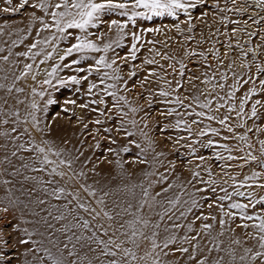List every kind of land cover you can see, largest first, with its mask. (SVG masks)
<instances>
[{"label": "rangeland", "instance_id": "374dc122", "mask_svg": "<svg viewBox=\"0 0 264 264\" xmlns=\"http://www.w3.org/2000/svg\"><path fill=\"white\" fill-rule=\"evenodd\" d=\"M52 2L55 3L56 0H52ZM193 2H196V0H193ZM36 3L37 0H29L25 8L19 12H13L11 9L19 4V0H12L11 4L6 3V0H0V49H2L0 57L8 56L7 61L0 59V84L4 85L3 88H0V132L8 133L7 136H0V167H5L9 171V166L11 165L6 163L7 160L5 158L8 154L11 155L15 151L16 155H12V161L16 166L13 168L11 172L13 174L11 175H15L13 179L16 180L15 184L13 180V184L18 192V199L20 200L18 203L22 202L23 205L25 202L21 208L16 209L17 215L20 214V209L24 212L20 211L21 214H25V212L26 214L36 213L35 208L42 210L41 206L43 205V208L45 207L47 211L49 210L47 213H55L57 210L56 214L53 213L56 216L49 213L50 216L54 217L50 220L55 222L58 211L59 213L66 212L67 214L64 213V215L67 218L66 220L56 219L58 221H56V228L48 229L47 224L44 226L46 222L44 224L43 222L51 217L45 218V214H47L45 209L43 210L44 212L42 211L45 215H43L44 221L41 223L40 218L42 219V217L39 216L40 218H37L38 221L34 220L28 227L23 220L24 218H21L24 216L16 215L13 229L14 236L17 235L13 237L18 241L13 240L10 233L7 232L11 227L10 224L8 225L10 222L7 218L1 219L4 227L2 235H4L0 234V239H2L0 241V264H7V260L3 259L4 257L10 258L11 264H19L23 260L24 263L22 262L21 264H25L28 261L27 264L30 262L31 264H35V262L40 264V258L45 256L44 251H42L44 248H53L52 250L55 252L56 248L53 247L50 241H56V239L61 242V244L59 242L58 246L60 245L61 247L63 245L62 241L65 239L66 242H71V244H67L72 247L75 243L74 238L72 241L66 240L65 237L68 235L63 231L65 236L61 239L63 234H60L62 231L58 232V229L70 221L75 223L76 221L73 217L87 219L90 222V232H88L89 229L81 231L80 229H74L73 231L77 234L81 232L84 235H90L91 231H96L101 238L106 240L108 236H112L119 223L125 220L124 218L129 217L127 216L128 214H123L122 209L127 207L128 203H132L133 200L139 205V199L140 202L141 200L143 201V208L146 211L142 210L143 213L145 212L143 216L150 221H157H155L156 224L152 222L149 224L150 226L152 224L151 228H153L150 231H155L159 234L157 235L159 242L156 241L158 245H161V248L155 250L156 253H159L161 259H158L159 264H165L163 263L164 261L166 263H171L172 261V264H178L179 262L181 264L183 261L185 263L183 262L182 264H197L198 260L205 257H207V264H212L214 259L221 256L224 257L225 264H227L231 257L227 251L217 252L215 250L212 237L216 238V242H219L223 249H234L237 254L236 264H239L238 257L243 254L245 247H251L254 250L258 247L257 242L251 239V235L256 233V230L251 225L257 223V221L240 219V210L229 209L228 205L230 203L247 204L249 207L246 211L249 215L258 214L264 216V202H262L264 187H260V185H264V169L260 167V162L264 161V155L261 154V144L259 143L264 141V85L260 83L261 80H264V74L257 72V65L264 68V5L259 4L257 0H235V2L233 0H200V2H196L194 8L188 10L187 14L181 11L175 17L167 15L153 16L151 19L136 17L135 24L128 22L126 16H120L115 12H105L101 14V22L98 23L97 27L88 28L87 32L93 34L89 35L88 39L93 40L101 48H103L104 43H110L116 39L115 29L112 31L108 30V23L115 19L122 23L127 22L126 35L120 41L121 46L116 47L113 44L112 49L107 53L103 51L87 53V59H81V56L84 55L83 53L74 52L71 56L61 61L59 56L63 54V50L76 42L74 36L87 35V33H80L77 29L68 30L73 35L66 36L56 42V51L53 52L50 59L45 60L44 57L48 52L52 51L51 44L38 45L36 49H33L32 52H41L34 59L32 58V53L24 56L23 53L28 52L32 43L53 35L55 31L54 29L41 30L40 20L33 19V16H35L43 19L45 23H52L49 14L32 7ZM5 7L10 10L5 12L3 10ZM136 11L143 12L144 9H136ZM148 28L159 29V31H144ZM37 31H40L39 36H37ZM134 32L140 36V40L137 42L136 59L133 60L129 50L133 43L132 33ZM101 33L104 34L103 38L97 39ZM186 53H189V55H186ZM101 55L105 56L108 62L115 59L116 63L111 69L101 68L99 72L93 71L89 74L87 71L89 65H94L95 60L99 59ZM165 56L168 58L166 59ZM73 60H78L79 63L73 64ZM146 60L153 61V63H146ZM181 63L184 65L182 75ZM25 64H32V69L26 76L15 80V77L20 76L24 71ZM65 64H68L69 67H64ZM56 65H59L57 73L51 77L48 76L53 66ZM43 66L48 68L44 70ZM77 69H84V71H77ZM114 70H118L115 74L121 77L120 80L105 79L104 83L100 82L104 73H108L111 76L114 74ZM130 73H134V75L130 76ZM33 75L36 77L35 80L32 78ZM72 76H75L80 83H73L69 79ZM84 76H87L88 79L84 80ZM45 79L51 82L45 84L43 83ZM90 83L97 84V88L93 89L91 93L88 91ZM113 83L116 85L115 89H108V91H114L116 93L115 97L106 95L103 90L107 84ZM221 84L224 85L223 88L220 87ZM9 86L13 89L11 93L7 91ZM16 88H21L22 91L16 92ZM33 89H35V92H33ZM249 89H254L251 96H247ZM161 92H167L168 95L163 96L160 94ZM40 93H43V95H40ZM120 96H123L127 103L118 101ZM195 98H198L199 103H197ZM242 98H246L243 112L240 111ZM101 99H103L104 103H100ZM178 100L181 103H177ZM17 101L21 103H17ZM49 101L52 102L49 103ZM71 101H74V103H71ZM208 101H211L208 107H200L201 104H207ZM256 101H260V103L256 104ZM33 102L37 105V110L35 111L36 127H33V121L29 115L33 111L31 109ZM253 104H256L257 117H251ZM81 105H86V107H81ZM220 105H223V107H220ZM131 109H136V111L133 112ZM169 112H171V115H169ZM200 112L205 113V115H197ZM208 116H213L214 119L209 120ZM225 117H227L225 124H220L219 121L224 120ZM5 120L8 123H3ZM97 121H100V123H97ZM131 121H135V126H133ZM13 128L16 129L15 132L12 131ZM30 128L35 130V135H37L38 139ZM38 129L42 131H38ZM212 129H215V132L211 131ZM228 129H231V131ZM257 129L260 130L257 131ZM201 132L204 135H201ZM128 133H132V135H128ZM60 134L61 136H59ZM43 136L44 139L42 138ZM58 136L59 138H57ZM242 136L246 137V139H240ZM45 138L47 141L54 140V143L50 141L54 151L62 148L63 151L61 153L68 150L67 152L69 153L70 151L69 154L73 155L74 159L77 158L78 161L76 160V162H74L75 160L72 161L73 158L70 160L74 164L71 163L73 167L68 169L69 166L67 167V164L65 167L68 170L64 168L67 176L70 174L73 182L77 183L75 185V187L77 186L76 188L72 182L71 185L73 187L67 182L68 177L66 176L65 178L50 176L51 166L48 168V166L40 165L36 160L37 153L24 151L19 148V145L31 148L33 142L40 144L41 140L44 141ZM56 140L58 146L63 144L64 147V145L66 146L71 142L74 145L72 143L67 145L69 146L68 149L64 147L66 150L63 147L56 146L54 148ZM209 141L213 142L212 145L206 146ZM222 145H226L227 149L221 147ZM125 147L128 148L127 152L123 151ZM69 148L72 149L69 150ZM11 149L13 150L11 151ZM67 152L62 153L63 155L61 154V156L70 159V155H68L70 157L66 156ZM65 153L67 154L65 155ZM249 153L257 159L255 161L250 160ZM74 154L78 156L76 157ZM217 154L223 159L218 158ZM229 156L235 157V159H228ZM200 157L204 159L201 160L199 159ZM49 158L57 160L59 157L56 159L55 155L50 154ZM24 164H28L29 167L23 169ZM37 166L43 167L44 170L31 171ZM72 168H76L79 172ZM8 171L7 173H10ZM253 172L261 173V175L255 181L251 179L245 180V177H250ZM72 173L75 176L76 174L78 175L76 176L78 177V182L75 179L76 177L73 178L74 175ZM148 173L151 175H146ZM193 173H198V175H193ZM30 175H33L35 179H32L33 177ZM26 176L28 179H25ZM52 176L58 179L54 178L55 183L50 185L47 180H53ZM79 176L84 178L80 179ZM96 176L100 178L97 179ZM48 177L51 178L47 179ZM161 177L164 179H161ZM120 179L124 180L128 186L123 184ZM82 180L83 182H81ZM96 181H98V184L94 185ZM212 181H215V183H212ZM103 184H109L112 187L109 185L104 186ZM60 185L61 187L64 186L66 191L57 199L51 195V190L55 186L60 187ZM98 185H101L103 192L98 189ZM170 185L171 187H169ZM68 186H71L70 190ZM117 186L118 188H116ZM5 187L7 188L6 183ZM30 188L34 189H32L33 192L37 190L38 193L34 192L33 195ZM40 188L42 189L40 190ZM45 188L47 191H45ZM105 188H107V191ZM142 188L148 189V198L143 196ZM20 189H24L23 194ZM26 189L29 190V193H32L29 198H27L29 193ZM86 189L99 193L96 192L95 196H90ZM113 189L117 190L113 191ZM164 189L168 190L165 192L163 191ZM124 191H126L125 193L128 191L130 198L127 193L128 199H126L127 195L123 194ZM237 191L243 192L245 195H230L229 199H219V197L225 196L226 193L232 194ZM68 192L78 193L81 202L90 205L91 208L97 211L100 208L97 200L103 199L104 204H106L103 205L105 211L107 210L111 213L110 215L114 216L115 219L107 221L101 216L97 220H92V216L88 212L77 208L76 201L66 194ZM105 192L107 195H105ZM157 193H160V195H157ZM249 193H251V196L248 195ZM19 194L21 195L20 197ZM38 194L40 196L42 194L41 197L45 200L40 196L38 197ZM31 195H33L32 199L30 198ZM63 196L68 197L62 199L64 198ZM121 196L126 201L133 200H131L132 202L127 201V203L124 199L123 201L121 200ZM7 197L6 195L2 196L3 204L1 207L2 209L10 210V204L6 202ZM177 197H179L178 200ZM40 198L45 203L41 206L40 204L36 206L39 200L41 201ZM68 198L69 201L71 199V204L68 203ZM33 199L39 200L37 202V200ZM55 199L57 200L55 201ZM110 199L112 201H108ZM193 200L196 201L195 206L192 205ZM29 201L32 203V207ZM169 201H174L175 203L169 204ZM51 202L53 205H51ZM4 203H7L6 207ZM114 203L118 206H115ZM119 203L126 206H120ZM28 204L29 206L25 207ZM49 204L54 208H50ZM132 204L134 206V203ZM210 204L212 205L211 207H209ZM66 205L72 209L71 214L64 210ZM152 205L156 206V208L159 207V209ZM221 205L224 212L235 214L232 219H229L228 216H223L226 221L223 228L219 223L223 215L220 208ZM152 208L157 211H153ZM62 209L63 211H61ZM135 209L133 208V211ZM189 209L191 210L189 211ZM120 211L122 215L117 216L116 213H121ZM202 216H207L209 219H197V217ZM211 217H216V219L212 220ZM17 219L19 221L23 220L22 225L25 228L21 225L22 222ZM130 219L132 218L129 217L126 220ZM35 222H40L42 226L40 227L38 225L40 223L36 224ZM59 222H64V224ZM205 223L212 225L209 230L210 236L201 227ZM244 223H247L249 227H238V225ZM99 224H103L105 227L111 224L107 236L102 234L98 227ZM153 224L159 225L158 229L161 227V231L159 229V232L156 227H153ZM36 227L37 229L39 228L38 231L41 229L40 233L35 229ZM20 228H24V230H20ZM54 229L55 231L51 232ZM166 229L167 231H165ZM43 230L48 235L50 234V239L46 237L48 235ZM28 232H33L32 237L34 238H36L34 234H40L37 236H41L42 239L37 237L38 243L36 239L30 238L31 235L29 236ZM56 232L61 236L53 234ZM148 232L149 230L146 235H148ZM221 232L224 234L220 235ZM169 236L175 237L173 243L166 249L162 248L161 240L165 241ZM194 236L196 237L195 240L192 239ZM234 239L239 240L240 244H232L231 242ZM19 240H26L28 244H21ZM42 241L43 243H41ZM44 243L45 245H42ZM194 244L197 245L194 254L195 258L189 259L190 256H193ZM69 245L68 247L71 248ZM77 246L79 247V245ZM77 246V252L84 254L83 251L85 252L86 250H80V247L78 248ZM126 246L130 247L131 245ZM42 247L44 248L42 249ZM62 247L61 249H63ZM181 247L187 248L188 252L181 253L176 251V249ZM37 248L42 250L37 251ZM209 248L213 249V251L209 252ZM27 250H29L28 253H35H32V255L37 258H34L29 253L33 260L27 254L29 259L26 255ZM151 250L150 242L143 240L137 254L144 255L145 251ZM24 251L26 256L23 259L22 256L24 254L22 252ZM65 252L67 253V250L64 251V254ZM164 253L168 254L165 255ZM88 255L92 256L93 254L89 253ZM96 255L98 254L96 253ZM65 257H67V254ZM153 258L156 257L153 256ZM36 259L39 261L37 262ZM68 259L73 258L69 257ZM107 259L100 257L101 261H107ZM45 264H50V262L45 261ZM254 264H259V258Z\"/></svg>", "mask_w": 264, "mask_h": 264}, {"label": "snow or ice", "instance_id": "6c2138e0", "mask_svg": "<svg viewBox=\"0 0 264 264\" xmlns=\"http://www.w3.org/2000/svg\"><path fill=\"white\" fill-rule=\"evenodd\" d=\"M196 2H200V0H196ZM196 2H193V0H56L55 3L52 2V0H37V3L34 4L32 7L34 9H40L44 13L49 14L52 20L51 24L45 23L43 19L39 17L33 16V19H39L40 24L42 25L41 30H50L54 29V34L50 35L42 40H37L36 42L32 43L28 52L23 53L24 56H28L29 53H32V58L34 59L36 56H39L41 54L40 51L32 52L33 49H36L38 45H48L51 44L52 51L48 52L45 55V60L50 59L52 57L53 52L56 51V42H59L62 38H65L66 36H72L73 33L68 31L71 29H77L80 33H87V35H75V43H72L69 47H66L63 50V54L59 56V60L63 61L66 57L71 56L74 52L76 53H83L84 55L81 56V59H87V53H99V52H105L107 53L110 49H112L113 44L116 45V47H120V41L124 39L126 32L125 29L127 28V22H120L118 20H111L108 23V30L112 31L115 29L116 32V39L112 40L110 43H104L103 48L99 47L93 40L88 39L89 35H93L92 33H88L87 30L89 27H97L98 23L100 21V17L102 13L105 12H115L120 16H126L128 22H131L135 24V18L136 17H142L144 19H151L153 16H170L175 17L178 12L183 11L185 14L188 13V10L190 8H194L196 6ZM235 2V0H233ZM257 2L261 5H264V0H257ZM6 3L11 4L12 0H6ZM29 3V0H19V4L12 8L11 11L13 12H19L21 9L25 8ZM131 9V11H129ZM136 9H144L143 12H138ZM5 12H8L10 9L5 7L3 9ZM178 27V26H177ZM146 32H153V31H159V29H152L148 28L145 29ZM40 31H37V36H39ZM104 36L103 33H101L100 36L97 37V39H102ZM132 46L129 50V54L131 58L134 60L136 59V52L138 51L137 48V42L140 40V36L136 34L135 32L132 33ZM2 51V49H0ZM42 51V49H41ZM159 55V53H157ZM186 55H189V53H186ZM167 59L168 57L165 56ZM0 59H3L5 61L8 60V56L0 57ZM126 59V58H123ZM43 62V61H42ZM146 63H153V61H145ZM180 63L179 61H177ZM73 64H78V60H73ZM116 63V60L113 59L111 62H108L105 56L101 55L99 59L95 60L94 65H89L88 67V73L91 74L93 71L99 72L101 68H109L111 69L112 66ZM32 64H25L24 71L20 74V76H16L15 80L21 79V77L26 76L28 72L32 69ZM64 67H69L68 64H65ZM183 68L184 65L181 63V75L183 74ZM59 69V65L53 66L51 72L48 73V76H53L57 73ZM77 71H84V69H77ZM118 70H114V74L109 76L108 73H104L103 77L101 78V83H104L105 79H111L113 81H118L121 79V77L118 74H115ZM257 72L259 74H264V68L257 65ZM134 75V73L129 74ZM33 80H35V75H33ZM69 79L75 83L78 84L80 81L75 77H69ZM84 80H87L88 77L84 76ZM51 81L48 79H45L43 83L48 84ZM63 83V81H61ZM179 84V82H177ZM247 83V81H245ZM261 85H264V80L260 81ZM4 85L0 84V88H3ZM116 85L113 84H107L105 88L103 89L106 95H110L115 97L116 93L108 91V89H115ZM221 88L224 87L223 84L220 85ZM97 88V84L90 83L88 86L89 93L92 92L93 89ZM12 87L9 86L7 91L9 93L12 92ZM16 92H21V88H16ZM33 92H35V89H33ZM254 92V89H249L247 96H251ZM163 96H167V92H161L160 93ZM40 95H43V93H40ZM197 100V103H199L198 98H195ZM118 101H127L123 96L118 97ZM52 101H49L51 103ZM7 103V101H5ZM17 103H21L20 101H17ZM71 103H74V101H71ZM95 103V101H93ZM100 103H104L103 99L100 100ZM177 103H181L179 100ZM211 103V101H208L207 104H201L200 107H208V105ZM246 103V98H242L240 102V111L243 112V106ZM260 101H256V104H259ZM256 104H253L252 111H251V117H257V109ZM81 107H86V105H81ZM220 107H223V105H220ZM31 109L33 110L29 115L32 118L33 121V127L37 126L35 111L37 110L36 103L31 104ZM131 111L135 112L136 109H131ZM169 115H171V112H169ZM199 116H204L205 113L200 112L197 113ZM209 120L214 119L213 116L207 117ZM227 117H225L224 120H220V124H225V120ZM3 123H8L7 120L3 121ZM97 123H100V121H97ZM133 126H135V121H131ZM179 123V122H178ZM231 131V129H228ZM260 129H257L259 131ZM13 132L16 131L15 128L12 129ZM38 131H42L41 129H38ZM107 131V129H106ZM211 131L215 132V129H212ZM251 131V129H249ZM8 133L6 132H0V136H7ZM128 135H132V133H128ZM201 135H204L203 132H201ZM240 139H246V137H240ZM212 141H209L208 145L211 146ZM261 144V154L264 155V141L259 142ZM43 145V146H42ZM139 147V145H137ZM221 147H224L227 149L226 145H222ZM19 148L24 151H34L37 153L36 160L37 162L42 166H51V171L49 175L59 176L61 178L65 177L67 173L64 171H58V169L65 164H68V166H71L70 160H64V159H58V160H52L49 158L50 154L55 155L56 157L61 156V152L54 151L53 147L51 146V143L47 140L41 141L40 144H36L33 142L31 148H26L24 145H19ZM123 151L127 152L128 148H124ZM12 155L15 156L16 152L13 151ZM218 158L223 159V157L219 156ZM249 159L252 161H255L257 158L253 156L251 153L248 154ZM7 159V158H5ZM199 159L203 160V157H200ZM228 159H235V157L229 156ZM143 163V161H141ZM247 163V161H246ZM23 167L28 168V164H24ZM260 167L264 169V161L260 162ZM33 171H43V167L41 168H33ZM82 175V173H81ZM146 175H151L150 173ZM193 175H198V173H193ZM261 173L253 172L250 177H245V180H253L255 181L258 176H260ZM72 177H69L71 179ZM25 179H28L25 177ZM32 179H35L33 177ZM161 179H164L161 177ZM7 183V181H5ZM48 184H54V180L47 181ZM212 183H215V181H212ZM171 187V185L169 186ZM260 187H264V185H260ZM88 191V194L90 196H95V192L86 189ZM168 189H164L163 191H167ZM47 191V189H45ZM65 188L63 187H55L51 191V195L55 196L57 199L60 198L61 194L65 193ZM215 191V189H213ZM142 194L145 198L149 197V191L147 188H142ZM67 195L72 197V200L76 201V206L79 209H82L85 212H88L92 216V220H97L98 218H105L107 221H113L115 219L114 216L110 215L108 211L104 210V200L99 199L97 200V204L100 206L99 211H97L94 208H91L90 205H86L85 203L80 201V197L77 193L68 192ZM107 195V193H105ZM157 195H160V193H157ZM230 195H238V196H244L245 193L243 192H235L232 194L226 193L225 196L219 197L220 200L229 199ZM251 196V193L248 194ZM154 199V198H153ZM179 197H177V200ZM262 202H264V198H262ZM41 204L44 203L43 200L40 201ZM174 201H169V204H174ZM251 203V201H250ZM69 204H71V201H69ZM192 205H196V201H192ZM212 205L210 204L209 207ZM144 207V203H140L135 211H133V205L129 203L127 207L122 209V212L124 214H128L132 216V219L130 220H124L121 223H119L118 228L115 229L112 236H108V239L101 238L100 235L97 234L96 231H91L90 235H84V234H77L74 229H85L88 230L90 227V222L87 219H82L79 217H73V219L76 221L75 223L69 222L68 224L64 225L63 231L65 233L72 232V235L67 237L69 241H72L74 238L75 243L72 245L71 248L68 247V244L65 243L63 245V249H61L58 244V241H50V243L53 245V247L56 248V252L53 253L48 248H44L43 251L45 253V256L40 258V264H45V261H49L50 264H104L103 261L100 260V257H105L107 259V264H158L159 259V253H156L155 250L157 248H161V245H158L156 243V237L157 233L155 231H152L150 235H146L145 229L149 228V220L145 218L142 214H140V209ZM151 207V205H149ZM249 207L247 204H240V203H230L228 205L229 209H239L240 210V219L248 221H257V223H253L251 226L256 230V233L254 235H251V239L255 240L257 242L258 247L254 250L251 247H245L243 250V254L239 255L238 262L239 264H254L259 258V264H264V216L258 215V214H252L249 215L246 211V209ZM221 212H222V218L219 220V223L221 227L225 225L226 221L223 219V216H228L229 219H232L234 217V213L232 212H224L223 206H220ZM65 210L68 212V214H71L72 209L69 208L67 205L65 206ZM191 209H189L190 211ZM0 211H7V209H0ZM117 216L121 215V213H116ZM183 215V213H181ZM57 220L66 219L64 213H61L59 216L55 217ZM197 219H204L207 220L209 217L202 216L197 217ZM212 220H215L216 217H211ZM51 227V225H49ZM100 231L104 236L108 235V230L111 228V224L108 225V227H105L103 224L98 225ZM153 227L158 228L159 225H154ZM202 229L205 230V232L210 236L209 230L212 228L211 224H203ZM238 227L248 228L249 225L247 223H244L242 225H238ZM189 230H191L189 228ZM167 231V229L165 230ZM224 233L221 232L220 235H223ZM31 233H29V236ZM122 237V238H121ZM175 237L169 236L165 239L163 242L162 248H168L171 243H173ZM193 240L196 239V237H192ZM143 240H148L151 244V251H145L144 255H138V250L141 247V243ZM212 240L215 244V250L217 252L221 251H227L228 255L231 257V259L227 262V264H236L237 261V254L234 249H223L221 247V244L219 242H216V238L212 237ZM21 244H28V241L21 240ZM232 244H240V241L237 239L232 240ZM79 245L81 250H86L84 254H80V252H77L76 246ZM95 245V247H93ZM126 245H131L130 247ZM197 248V245H193V256H190L189 259H194L195 256V250ZM40 249H37L39 251ZM64 250H67V257L64 255ZM176 251H179L181 253H187V248H178ZM209 252L213 251V249L209 248ZM92 253L93 255L90 257L88 254ZM98 253V255H96ZM167 255L168 253H164ZM155 256L156 258H153ZM68 257H72L73 259L69 260ZM3 259L7 260V264H11V259L4 257ZM197 264H207V257L204 259L198 260ZM212 264H225V259L223 256L218 257L212 261Z\"/></svg>", "mask_w": 264, "mask_h": 264}, {"label": "bare ground", "instance_id": "6f19581e", "mask_svg": "<svg viewBox=\"0 0 264 264\" xmlns=\"http://www.w3.org/2000/svg\"><path fill=\"white\" fill-rule=\"evenodd\" d=\"M12 44H13V43H12ZM7 53H8V52H7ZM43 68H44V70H46L48 67H47V66H43ZM12 81H13V80H12ZM30 130H31V128H30ZM31 131L34 132V136L36 137L37 135H35V134H36V133H35V130H31ZM59 132H60V131H59ZM12 133H13V132H12ZM60 133H61V132H60ZM37 134H38V133H37ZM41 135H42V134H41ZM48 135H49V134H48ZM56 135H57V134H56ZM56 135H54V136H56ZM45 136H46V135H45ZM50 136H51V135H50ZM54 136H53V137H54ZM59 136H61V134H60ZM59 136H58L57 138H59ZM47 137H48V136H47ZM36 138H37V137H36ZM42 138L44 139V136H43ZM69 138H70V137H69ZM69 138H68V139H69ZM37 139H38V138H37ZM37 139H36V140H37ZM39 139H41V138H39ZM47 139H48V138H47ZM75 139H76V138H75ZM14 140H15V139H14ZM45 140H46V138H45ZM48 140H50V139H48ZM52 140H53V139H52ZM52 140H50V141H51L52 143H54V140H53V141H52ZM1 141H2V140H1ZM5 141H6V140H5ZM41 141H42V140H41ZM50 141H49V142H50ZM74 141H75V140H74V138H73V142H74ZM56 142H57V140H56ZM56 142H55V144H54V146H55L54 148H56V146H57V147H60V148L63 147V144L61 145L60 141H59V143H60L61 146H58V142H57V144H56ZM61 142H62V141H61ZM68 142H69V141H68ZM70 142H71V141H70ZM2 143H3V142H2ZM2 143H1V144H2ZM36 143H38V142H36ZM65 143H67V142H65ZM71 143H72V142H71ZM71 143H69V144L71 145ZM69 144H67V145H69ZM72 144L74 145V143H72ZM75 144H76V143H75ZM8 145H9V144H8ZM13 145H14V143H13ZM67 145H66V146L64 145V147H67V149H68L69 146H67ZM9 146H10V145H9ZM51 146H52V145H51ZM52 147H53V146H52ZM64 147H63V148H64ZM73 148H75V147H73ZM13 149H15V148L13 147ZM13 149H11V151H12ZM58 149H59V148H58ZM58 149H57V150H58ZM64 149H65V148H64ZM71 149H72V148H69V150H71ZM4 150H5V149H4ZM65 150H66V149H65ZM73 150H74V149H73ZM58 151L61 152V151H63V150H62V148H61V149L58 150ZM67 151H68V150H66V151H64V152H67ZM1 152H2V151H1ZM9 152H10V149H9ZM64 152H62V153H64ZM72 152H73V151H72ZM62 153H61V154H62ZM67 153H68V152H67ZM67 153H65V155H66ZM69 153H70V151H69ZM69 153L66 155L67 157H70V156H71ZM77 153H78V152H77ZM3 154H5V153H3ZM17 154H18V153H17ZM62 155H63V154H62ZM68 155H70V156H68ZM74 156H76V155L74 154ZM77 156H78V155H77ZM77 156H76V157H77ZM55 157H56V156H55ZM6 158H7V159H6L7 162H6V160H5V162H6V163H9V165H11V166H9L11 169L9 168L10 173H7L8 170H7L5 167H4V168H3L2 166L0 167V209H2L1 206H2V204H3V202H2V196H3V195L8 196L6 202L10 204V207H11V208H10V210H7L6 212H4V211H0V232H1L0 234L2 235V231H3V229H4V227H3V221H2L1 219L7 218V220L10 222V223H8V225L10 224V226H11L10 229H9L7 232H9V233H10V236L13 238V240H15L14 237H15L17 234L14 236V229H13V227H14V224H15V221H16V215H17V214H16V211H17L16 209L21 208V207L25 204V202H24L23 205H22V202H21V203H20V202L18 203V201H20V200L18 199V192H17L16 187H15V185H14L16 179H13V178H14L13 176H15V175H13V176L11 175V174H13V173H11V172L13 171V168H15V166H16L15 164H13V161H12V158H13V157H12V154H11V155L8 154V155L6 156ZM14 158H15V157H14ZM21 158H22V157H21ZM27 158H29V157H27ZM72 158H73V159H72ZM3 159H4V158H3ZM17 159H18V158H17ZM53 159H54V158H53ZM56 159H57V157H56ZM58 159H64V160H66L67 158L64 157V156H60ZM58 159H57V160H58ZM71 159H72V161L75 160L74 162H76V160H77V158L74 159L73 155L70 157V159H67V160H71ZM1 160H2V158H1ZM21 160H22V159H21ZM31 160H32V159H31ZM67 160H66V161H67ZM17 161H18V160H17ZM19 161H20V160H19ZM23 161H24V160H23ZM77 161H78V160H77ZM5 162H4V163H5ZM20 162L23 163L22 161H20ZM24 163H25V162H24ZM27 163H29V162H27ZM35 163H36V162H35ZM71 163L73 164V162H71ZM19 164H20V163H19ZM19 164H18V168H19ZM4 165H5V164H4ZM13 165H14V167H13ZM36 165H37V164H36ZM66 165H67V164L62 165V166L59 168V171H64V172H65L66 170H64V168H66V167H65ZM73 165H74V164H73ZM77 165H78V164H77ZM30 166H31V165H30ZM75 166H76V164H75ZM75 166H74V167H75ZM21 167H22V166H21ZM46 167H47V166H46ZM67 167H68V165H67ZM71 167H73V166L68 167V169L71 168ZM24 168H25V167H23V169H24ZM30 168H31V167H30ZM34 168H35V167H34ZM36 168H40V167L37 166ZM48 168H49V166H48ZM48 168H47V169H48ZM76 168H77V167H76ZM76 168H72V169L75 170ZM47 169H45V170H47ZM50 169H51V168H50ZM66 169H67V168H66ZM68 169H67V170H68ZM72 169H71V170H72ZM29 170H30V169H29ZM48 170H49V169H48ZM9 171H8V172H9ZM17 171H18V170H17ZM31 171H33V170H31ZM76 171H77V169H76ZM29 172H30V171H29ZM34 172H35V171H34ZM45 172H46V171H45ZM68 172H69V171H68ZM71 172H75V171H71ZM71 172H70V173H71ZM77 172H79V171H77ZM25 173H28V172H25ZM32 173H33V172H32ZM47 173H48V171H47ZM65 173H67V172H65ZM21 174H22V173H21ZM21 174H19V175H21ZM23 174H24V173H23ZM72 174L74 175L73 178L76 177V176H78L77 174H76V176H75L74 173H72ZM72 174H71V175H72ZM80 174H81V173H80ZM106 174H108V173H106ZM106 174H104V175H106ZM35 175H36V174H35ZM45 175H46V173H45ZM68 175H69V176L66 175V177H68V178H67V180H68L67 182H69L70 185L73 183V184H74V187H75V185H77V183H76L75 181L73 182V179H71V181H69V180H70V179H69L70 174H68ZM30 176L33 177V175H30ZM30 176H29V177H30ZM42 176H43V175H42ZM50 176H51V175H50ZM80 176H81V175H80ZM80 176H79V177H80ZM83 176H84V175H83ZM83 176L80 177V179H81V178H84ZM98 176H100V175H98ZM101 176H102V174H101ZM108 176H109V174H108ZM16 177H17V176H16ZM19 177H20V176H19ZM23 177H24V176H23ZM23 177H22V178H23ZM26 177H27V176H26ZM96 177H97V176H96ZM104 177H105V176H104ZM109 177H111V176H109ZM3 178H4V179H3ZM39 178H40V176H39ZM39 178H38V179H39ZM50 178H51V177H48L47 179H50ZM52 178H53V180H54V178H55V179H58V178L53 177V176H52ZM63 178H65V177H63ZM77 178H78V177L75 178L76 181H77ZM89 178H91V177H89ZM93 178H94V176H93ZM98 178H100V177H97V179H98ZM114 178H115V177H114ZM114 178H113V179H114ZM116 178H117V177H116ZM23 179H24V178H23ZM47 179H46V180H47ZM13 180H14V184H13ZM17 180H18V179H17ZM19 180H20V179H19ZM64 180H65V179H64ZM64 180H63V181H64ZM103 180H104V178H103ZM107 180H109V179H107ZM107 180H106V181H107ZM110 180H112V179H110ZM120 180L123 182V184L126 183V182H124V180H122V179H120ZM5 181H7V183H6L7 188L5 187ZM20 181H21V180H20ZM23 181L26 182L25 180H23ZM29 181H30V180H29ZM47 181H48V180H47ZM17 182H18V181H17ZM31 182H32V181H31ZM36 182H40V181H36ZM56 182H58V181H56ZM71 182H72V183H71ZM77 182H78V181H77ZM81 182H83V180H82ZM94 182H95V181H94ZM113 182H114V181H113ZM29 183H30V182H29ZM59 183H60V182H59ZM103 183H105V182H103ZM116 183H117V179H116ZM21 184H22V183H21ZM30 184H32V183H30ZM39 184H40V183H39ZM65 184H68V183H65ZM92 184H93V183H92ZM97 184H98V181H96V183H95L94 185H97ZM109 184H110V183H109ZM109 184H105V185L108 186ZM114 184H115V183H114ZM118 184H119V182H118ZM120 184H121V183H120ZM57 185H58V184H57ZM87 185H88V184H87ZM101 185H102V184H101ZM101 185H98V189H99L100 191H102V187H100ZM103 185H104V184H103ZM105 185H104V186H105ZM115 185H117V184H115ZM121 185H122V184H121ZM125 185H127V184H125ZM38 186H39V185H38ZM38 186H37V187H38ZM45 186H46V183H45ZM45 186H44V187H45ZM71 186L73 187V185H71ZM71 186H68V187H69V188H68L69 190L71 189V188H70ZM104 186H103V187H104ZM109 186H110V185H109ZM127 186H128V185H127ZM32 187H33V186H32ZM37 187H36V188H37ZM55 187H56V186H55ZM57 187H58V186H57ZM60 187H61V185H60ZM62 187L64 188V186H62ZM76 187H77V186H76ZM76 187H75V188H76ZM110 187H112V186H110ZM110 187H109V188H110ZM125 187H126V186H125ZM21 188H22V187H21ZM33 188H34V187H33ZM33 188H32V189H33ZM75 188H74V190H75ZM90 188L92 189V187H90ZM116 188H118V186H117ZM122 188H123V187H122ZM130 188H131V187H130ZM4 189H5V190H4ZM32 189L30 188V191H31ZM37 189H38V188H37ZM41 189H42V188H40V190H41ZM45 189H46V188H45ZM106 189H107V188H105V190H106ZM110 189H112V188H110ZM120 189H121V188H120ZM20 190H22V189H20ZM33 190H34V189H33ZM33 190H32V192H33ZM77 190H78V189H77ZM94 190H95V189H94ZM96 190H97V188H96ZM114 190H115V189H113V191H114ZM116 190H117V189H116ZM116 190H115V191H116ZM118 190H119V189H118ZM122 190H123V189H122ZM23 191H24V189L22 190V194H23ZM26 191L28 192L29 190L26 189ZM42 191H44V190H42ZM48 191H49V190H48ZM51 191H52V190H51ZM71 191H72V190H71ZM75 191H76V190H75ZM97 191H98V190H97ZM97 191H96V192H97ZM106 191H107V190H106ZM109 191H110V190H109ZM137 191H138V190H137ZM140 191H141V190H140ZM27 192H26V194L28 195L29 192H28V193H27ZM34 192H37V193H38L37 190L34 191ZM34 192H33V195H34ZM96 192H95V193H96ZM102 192H103V191H102ZM111 192H112V191H111ZM125 192H126V191H124L123 194H124ZM131 192L133 193L132 190H131ZM138 192H139V191H138ZM37 193H36V194H37ZM39 193H41V192H39ZM44 193H46V192L44 191ZM97 193H99V192H97ZM105 193H106V192H105ZM108 193H109V192H108ZM127 193H128V191H127ZM127 193H125V194L127 195ZM132 193H131V195H132ZM30 194H32V193L30 192L27 198H29ZM47 194H48V193H47ZM66 194H67V193H66ZM77 194H78V193H77ZM114 194H115V193H114ZM118 194H119V193H118ZM123 194H122V196H124V197L126 198V196L123 195ZM33 195H31V197H30L31 199H32V196H33ZM49 195H50V193H49ZM98 195H99V194H98ZM120 195H121V194H120ZM128 195H129V193H128ZM128 195H127V198H126V199H128ZM138 195H139V194H137V196H138ZM20 196H21V195L19 194V197H20ZM25 196H26V195L24 194V198H25ZM36 196H37V195H36ZM39 196H40V194H38V197H39ZM41 196H42V194H41ZM41 196H40V197H41ZM50 196H51V195H50ZM103 196H104V195H103ZM108 196H109V194H108ZM115 196H116V195H115ZM117 196H118V195H117ZM122 196H121V198H122ZM46 197H47V196H46ZM61 197H62V196H61ZM63 197H64V198H62V199H65L66 196H63ZM67 197H68V196H67ZM67 197H66V198H67ZM112 197H114V196H112ZM118 197H119V196H118ZM138 197H140V196H138ZM141 197H142V196H141ZM33 198H34V197H33ZM36 198H37V197H36ZM41 198H42V197H41ZM41 198H40V199H41ZM48 198H49V197H48ZM48 198H47V199H48ZM54 198H56V197H54ZM70 198H71V197H70ZM103 198H104V197H103ZM129 198H130V195H129ZM20 199H21V198H20ZM25 199H26V198H25ZM31 199H30V200H31ZM42 199H44V198H42ZM42 199H41V200H42ZM111 199H112V198H111ZM111 199L108 200V201H112V200H113V199H112V200H111ZM114 199H115V198H114ZM123 199H124V198H122L121 200L123 201ZM126 199H124V201H126ZM22 200H23V199H22ZM27 200H29V199H27ZM27 200H25V201L27 202ZM33 200H37V199H33ZM33 200H32V203H33ZM38 200H39V199H38ZM38 200H37V202H38ZM44 200H45V199H44ZM56 200H57V199H55V201H56ZM118 200H119V199H118ZM131 200H133V199H130V201H129V200H127V201L132 202ZM139 200H140V199H139ZM139 200H138L139 203H142V202H143L142 200H141V202H140ZM155 200H156V199H155ZM46 201H47V200H46ZM48 201H49V200H48ZM53 201H54V200H53ZM53 201H52V202H53ZM60 201H61V200H60ZM70 201H71V199H70ZM115 201H116V200H115ZM127 201H126V202H127ZM34 202H35V201H34ZM37 202H35V203L37 204ZM39 202H40V200H39ZM39 202H38L37 205H36V204H35V205H36V206H39V204H40V206H41L42 204L39 203ZM52 202H51V205H53ZM66 202H67V199H66ZM116 202H117V201H116ZM126 202H125V204H126ZM156 202H157V200H156ZM7 203H6V204H7ZM32 203H30V201H29L30 206H31ZM44 203H45V202H44ZM46 203H49V202H46ZM57 203H58V202H57ZM61 203H62V202H61ZM63 203H64V202H63ZM68 203H69V198H68ZM117 203H118V202H117ZM121 203H122V202H121ZM127 203H128V202H127ZM132 203H134V206H136V207L138 206V205H137L138 203H136L135 200H133ZM132 203H131V204H132ZM135 203H136V204H135ZM4 204H5V203H4ZM6 204H5V207H6ZM9 204H8V205H9ZM26 204H27V203H26ZM29 204L26 205L25 207L29 206ZM33 204H34V203H33ZM55 204H56V203H55ZM65 204H66V203H65ZM73 204H74V203H73ZM112 204H113V203H112ZM128 204H129V203H128ZM8 205H7V206H8ZM49 205H50V204H49ZM51 205H50V208H54V207H51ZM104 205H106V204H104ZM114 205H115V203H114ZM119 205H120V203H119ZM132 205H133V204H132ZM42 206H43V205H42ZM42 206H41L42 210H41V209H40V210H37L38 208L36 207L35 209H36L37 212H36V213H33V211H32L33 214H28V213L26 214V212H25V214H23L24 212L21 211L22 209L19 210V213H20L19 215H23V216H24V217H21V216H20V217H21L22 219L24 218L23 220L25 221V224L27 225V227H28L29 224H32V222H33L34 220H37V221H38L37 218L42 217V219L40 218V222H41V223H42V221H44V220H43V218H44V217H43V215H44V213H43L44 211H43V210L45 209V207L43 208ZM44 206H45V205H44ZM70 206H73V205H70ZM98 206H99V205H98ZM115 206H118V205H115ZM120 206L125 207L126 205H120ZM134 206H133V208L135 209L136 207H134ZM152 206L156 208V206H154V205H152ZM31 207H32V206H31ZM31 207H30V208H31ZM33 207H34V205H33ZM56 207H57V206H56ZM74 207H75V206H74ZM107 207H108V205H107ZM111 207H112V206H111ZM123 207H122V208H123ZM30 208H28V209L30 210ZM46 208H47V207H46ZM50 208H48V209H50ZM75 208H76V207H75ZM114 208H115V207H114ZM155 208H154V210H155ZM35 209L33 208L34 211H35ZM56 209H58V208H56ZM115 209H116V208H115ZM117 209H118V208H117ZM156 209H159V207H157ZM45 210H46V209H45ZM64 210H65V208H64ZM74 210H75V209H74ZM104 210H105V209H104ZM109 210H110V209H109ZM111 210H112V209H111ZM142 210L145 211V209L143 208V209L140 210V212H142ZM152 210H153V208H152ZM154 210H153V211H154ZM20 211L23 212V213L21 214ZM24 211H25V209H24ZM30 211H31V210H30ZM42 211H43V212H42ZM48 211H49V210H48ZM48 211L46 210L45 212L47 213ZM50 211H51V210H50ZM52 211H53V210H52ZM56 211H57V210H56ZM56 211H55V213H54V212H53V213L56 214ZM61 211H63V209H62ZM106 211H107V210H106ZM117 211H118V210H117ZM156 211H157V210H155V212H156ZM28 212H29V211H28ZM114 212H115V210H114ZM120 212H121V211H120ZM145 212H146V211H145ZM145 212H144V213L142 212L141 214L144 215ZM158 212H159V211H158ZM42 213H43V214H42ZM49 213H50V212H49ZM49 213L45 214L47 217L44 215L45 218H48V216H50V214H51L52 212H51L50 214H49ZM53 213H52V215H54ZM63 213L67 214V213L64 212V211H63ZM34 214H35V215H34ZM40 214H42V215H40ZM48 214H49V215H48ZM58 214H61V212L59 213V211H58L57 216H58ZM110 214H111V213H110ZM123 214H124V213H123ZM19 215H17V216H19ZM25 215H26V216H25ZM28 215H29V216H28ZM113 215H114V214H113ZM121 215H122V212H121ZM124 215H127V214H124ZM39 216H40V217H39ZM54 216H56V215H54ZM65 216H66V215H65ZM67 216H68V215H67ZM73 216H74V215H73ZM119 216H120V215H119ZM127 216H129L130 218H132L130 215H127ZM149 216H150V214H149ZM50 217H51V218H49L48 220L46 219V221L43 222V224L46 222V223L44 224V226H46V224H47V226H48L47 228H48V229H51L52 227L56 228L55 225H57V223H56L57 220L55 219V222H54V220H50V219H52V218H54V217H52V216H50ZM129 217H126V218H124V219L126 220V219H128ZM21 218H20V219H21ZM66 218H67V217H66ZM116 218H117V217H116ZM118 218H119V217H118ZM121 218H123V217L121 216ZM149 218H150V217H149ZM119 219H120V218H119ZM147 219H148V218H147ZM150 219H152V218H150ZM17 220L19 221V219H17ZM23 220H22V221H23ZM64 220H66V219H64ZM71 220H72V219H71ZM117 220H118V219H117ZM120 220H122V219H120ZM148 220H149V219H148ZM153 220H155V219H153ZM5 221H6V220H5ZM5 221H4V222H5ZM18 221H17V223H18ZM20 221H21V220H20ZM20 221H19V222H20ZM22 221H21V222H22ZM123 221H124V220H123ZM155 221H156V220H155ZM155 221H150V220H149V222H152V223H155V224H156L157 221H156V222H155ZM6 222H7V221H6ZM40 222H35V223L38 224V223H40ZM57 222H58V221H57ZM70 222H71V221H70ZM121 222H122V221H121ZM41 223L38 224L40 227L42 226ZM59 223H60V224H61V223L64 224V222H59ZM66 223H67V222H66ZM114 223H115V222H114ZM22 224H23V222L21 223V225H22ZM33 224H34V223H33ZM36 224H35V225H36ZM60 224H59V226H60ZM63 224H62V225H63ZM116 224H117V223H116ZM4 225H5V224H4ZM21 225H20V226H21ZM49 225H51V227H49ZM153 225H154V224H153ZM22 226H23V225H22ZM30 226H31V225H30ZM33 226H34V225H33ZM36 226H37V225H36ZM151 226H152V224H151ZM151 226H150V224H149V227H150V228H151ZM17 227H18V226H17ZM23 227H24V226H23ZM115 227H116V226H115ZM5 228H6V227H5ZM24 228H25V227H24ZM24 228H23V229L20 228V230H21V229L24 230ZM42 228H43V227H42ZM47 228H45V229H47ZM63 228H64V226H63V227H62V226L59 227V229H58L59 231H58V232H60V230L62 231V232H60V234H61V233L63 234V230H62ZM150 228L148 229V230H149L148 235L151 234V231H150V230L153 229V228H151V229H150ZM30 229H32V228L30 227ZM35 229L38 231L39 228L37 229V227H36ZM48 229H47V230H48ZM159 229H160V231H161L162 228L160 227ZM159 229L157 228L158 231H159ZM27 230H29V229L27 228ZM40 230H41V229H40ZM40 230L38 231L39 233L41 232ZM56 230H57V229H56ZM76 230H77V229H76ZM78 230H79V229H78ZM81 230H83V229H80V231H81ZM84 230H85V229H84ZM148 230H145V231H146V234H147V231H148ZM16 231H17V230H16ZM31 231L35 232L34 230H31ZM43 231H44V230H43ZM48 231H49V230H48ZM52 231L54 232L55 229H54V230H51V232H52ZM160 231H159V232H160ZM25 232H26V231H25ZM29 232H30V231H29ZM29 232H28V233H29ZM33 232H31L32 234H31L30 238L33 236ZM44 232H45V231H44ZM44 232H43V233H44ZM58 232L53 233V234H59ZM88 232H90V229H89ZM22 233H23V232H22ZM35 233H36V232H35ZM46 233H47V232H45V234H46ZM71 233H72V232H71ZM86 233H87V232H86ZM156 233H157V232H156ZM7 234H8V233H7ZM41 234H42V233H41ZM60 234H59V235H60ZM65 234H67L68 236H71V235H72V234L70 235V232H67V233H65ZM65 234H63L62 236L60 235V236H61V239L64 238ZM80 234H81V232H80ZM82 234H83V233H82ZM3 235H4V234H3ZM3 235H2V236H3ZM26 235H27V234H26ZM37 235H40V234H37ZM37 235L34 234V236H36V238H37V237H38V238L41 237V236H37ZM46 235H48V233H47ZM49 235H50V234H49ZM49 235L46 236V237H48V238L50 239L51 236H49ZM51 235H52V234H51ZM86 235H88V234H86ZM157 235H159V234L157 233ZM13 236H14V237H13ZM52 236H54V235H52ZM57 236H58V235H57ZM68 236H67V237H68ZM67 237H65L66 240H67ZM161 237H162V236H161ZM2 238H3V237H2ZM16 238H17V237H16ZM28 238H29V237H28ZM32 238H34V237H32ZM32 238H31V239H32ZM36 238H34V239H36ZM48 238H47V239H48ZM56 238H57V237H56ZM56 238H54V239H56ZM3 239H4V238H3ZM21 239H22V238H21ZM41 239H42V237H41ZM44 239H45V238H44ZM49 239H48V241H50ZM59 239H60V237H59ZM59 239H58V240H59ZM158 239H159V238H158ZM1 240H2V239H0V241H1ZM36 240H37V239H36ZM51 240H52V239H51ZM156 240H157V237H156ZM15 241H18V240H15ZM19 241H20V240H19ZM31 241H32V240H31ZM37 241H38V240H37ZM37 241H35V242H37ZM45 241H46V239H45ZM45 241H44V242H45ZM52 241H53V240H52ZM56 241H57V239H56ZM145 241H146V240H145ZM157 241H158V240H157ZM157 241H156V243H157ZM4 242H5V241H4ZM33 242H34V241H33ZM59 242H60V240H59ZM62 242H63V245H64V243H70V244H71V242H66L65 239H64V241H62ZM158 242H159V241H158ZM161 242H162V244H163V242H164L163 239L161 240ZM18 243H19V242H18ZM38 243H39V241H38ZM38 243H37V244H38ZM41 243H43V241H42ZM73 243H74V242H73ZM34 244L36 245V243H34ZM60 244H61V242H60ZM38 245H41V244H38ZM42 245H45V243L42 244ZM47 245H49V244H47ZM63 245H62V246H63ZM68 245H69V244H68ZM36 246H37V245H36ZM49 246H50V245H49ZM62 246H61V247H62ZM69 246H70V245H69ZM37 247H38V246H37ZM59 247H60V245H59ZM61 247H60V248H61ZM70 247H71V246H70ZM77 247H78V246H77ZM94 247H95V246H94ZM43 248H44V247H42V249H43ZM46 248H47V247H46ZM62 248H63V247H62ZM78 248H79V247H78ZM78 248H77V249H78ZM25 249H26V248H25ZM25 249H23V250H25ZM37 249H38V248H37ZM37 249H36V250H37ZM39 249L42 250L41 248H39ZM52 249H53V248H52ZM52 249L50 248L49 250H52ZM23 250H22V251H23ZM33 250H34V249H33ZM40 250H39V251H40ZM80 250H81V249H80ZM80 250H79V251H80ZM20 251H21V249H20ZM28 251H29V250L26 251V252H27L26 255L30 253V252L28 253ZM42 251H43V250H42ZM64 251H65V250H64ZM77 251H78V250H77ZM52 252H53V250H52ZM55 252H56V249H55ZM55 252H53V253H55ZM22 253L24 254L25 251L22 252ZM32 253H33V252H32ZM32 253H30V254L32 255ZM83 253H84V251H83ZM30 254H29V255H30ZM33 254H35V253H33ZM66 254H67V253L65 252L64 255H66ZM80 254H82V252H81ZM97 254H98V253H97ZM21 255H22V254H21ZM26 255L24 254V255L22 256L23 259H24V257H25ZM29 255H27V257H28ZM31 255H30L31 258H32V256H34V258H37L35 255H32V256H31ZM40 255H41V254H40ZM226 256H227V255H226ZM20 257H21V256H20ZM27 257H26V258H27ZM90 257H91V256H90ZM26 258H25V259H26ZM28 258H29V257H28ZM68 258H69V257H68ZM23 259H22V260H23ZM29 259H30V258H29ZM29 259H28V260H29ZM38 259H39V258H38ZM103 259H104V258H103ZM159 259H160V257H159ZM228 259H229V258H228ZM228 259H227V260H228ZM22 260H21V261H22ZM31 260H33V258H32ZM34 260H35V259H34ZM69 260H71V259H69ZM105 260H106V259H105ZM105 260H102V261L106 262V264H107V261H105ZM160 260H161V259H160ZM160 260H159V261H160ZM162 260H163V258H162ZM18 261H20V260H18ZM36 261L38 262L39 260L36 259ZM174 261H176V260H174ZM174 261H173V262H174ZM178 261H179V260H178ZM178 261H177V263H178ZM181 261H183V259H181ZM22 262L24 263V260H23ZM22 262H19V264H21ZM28 262H29V261H28ZM28 262H27V263H28ZM33 262H35V261H33ZM39 262H40V261H39ZM183 262L185 263V261H183ZM183 262H182V263H183ZM27 263H25V264H27ZM163 263H165V264H172V261H171V263H166L165 261H164ZM179 263H180V262H179ZM179 263H178V264H179ZM182 263H181V264H182ZM29 264H31V262H30ZM33 264H34V263H33ZM35 264H36V262H35ZM37 264H38V263H37ZM158 264H159V263H158ZM173 264H174V263H173ZM175 264H176V263H175Z\"/></svg>", "mask_w": 264, "mask_h": 264}]
</instances>
